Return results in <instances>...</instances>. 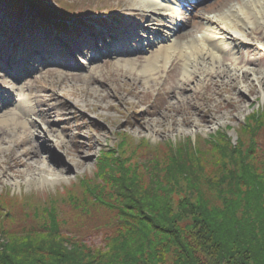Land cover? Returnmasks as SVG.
<instances>
[{"label":"rangeland","instance_id":"1","mask_svg":"<svg viewBox=\"0 0 264 264\" xmlns=\"http://www.w3.org/2000/svg\"><path fill=\"white\" fill-rule=\"evenodd\" d=\"M43 1L40 7H44L45 12L38 7L39 5L35 6L34 3L31 5L29 1L27 4L24 0H0V120L6 119L7 122L12 123L14 126L18 125L17 122L32 123L33 127L29 131L30 135H32L29 140L34 147L38 148L45 145L46 142L40 140L39 136L37 138L36 128L44 125L41 122H37L39 119L36 118L35 114L24 115L18 119L13 118V114L17 112V107L19 105H29L28 107L30 108H37L39 104H42L41 108L43 111H47L52 107L55 111L54 113H57L58 116L65 112L61 118L64 119L65 125L73 131V135L66 136L65 139L68 143L71 141V145H75L74 141L77 138H73L74 133L81 134L85 138H81L83 143H81L80 147L89 157L75 169L63 171L62 168H57L58 170L55 172H57L58 180L52 182L30 181L27 177L29 174L27 172L23 176H12L11 173H9L11 176L0 174V227L5 224L19 223V221L22 226L41 224V218L46 214V207L49 204V206L57 208L56 210L60 216L62 211L67 213L64 217L66 220L65 224H68V226L63 225L60 228L62 235H76L80 240H84L87 246L92 248L101 247L104 250L103 232L106 229L105 226H108L111 222L109 220L111 215L108 211L101 209L102 207L82 201L81 193L78 189L82 182L93 184V186L98 185L108 175L114 177V179H118L121 176L128 179L130 175L132 176L131 173H128L130 170L126 173L120 171L123 169L122 167L127 165L128 161L131 164L136 162L143 170L140 171L139 168L138 172L141 173L148 166L156 165L157 163L160 167L161 159L163 160L162 163L166 164L161 171L162 179H169L170 182L168 186L163 188L166 190L172 189L173 193L171 196L174 199L187 189L185 187L187 181L185 180L180 179L178 180V185L175 184L174 179L177 178H174L173 174L176 173V168H180L181 175L178 178L191 174V170L198 168L197 170L201 174L197 178L199 185L195 190H199L206 196L210 204L221 207V200L217 198L218 193L228 187L226 183L219 184L216 182L218 176L215 174V169L221 171L219 172L220 174H224L227 171L226 168L232 167L231 169L237 171V165L242 161L249 165L251 163L264 162V150L258 147L256 149L254 144L252 147L253 153L247 156L243 152L248 150L250 146L245 148L240 146L242 143L249 145L251 142L252 133L250 129L253 130L254 128H248L247 123L251 125L252 122H259V124L263 122L261 125H264V91L262 92L259 87H254V90L250 89L249 94L245 91L246 89L242 92L245 100L238 109L219 106L215 95L212 96V99L204 96L200 102L202 106H207L208 113L212 115V120L199 126L184 123L180 121L181 118L176 112L169 110L164 113L166 106L170 105L174 108L173 105L177 102L179 95L187 96V101L189 102L196 100L197 95L189 91V88L182 93H178L179 95L177 96L171 95L169 92L177 86L181 65L184 62L182 59L174 58L170 65L171 71H168V73L163 71L161 73L159 83L155 86L157 88L160 84L159 90L150 88V90L152 89L150 91L148 87H143L141 80L138 81L136 79L134 81L130 78L129 72L125 73L126 67L129 66L128 61H136L137 65L134 68L137 71L146 57L155 54L159 47L167 45V42L160 43L154 40L155 38L153 37L151 40L157 43L155 46H148L147 42L138 39L142 47L145 44L146 47L141 50L139 49L140 46L137 47L138 44L134 45V48L138 49V51H134L130 55L126 54L125 49L119 47L121 46L120 38L122 34L124 32L129 33L127 28L133 26L134 32L140 33L139 27H146L145 12L140 11L136 7L127 6L125 0ZM117 1H119L118 4L116 3ZM221 1L225 0H216L213 5L215 3V5H221ZM131 10L135 11L136 14L133 13L131 15ZM208 12L207 7L203 6L195 15H191L189 26L186 28L196 29L195 26L201 23L199 22L201 20L199 15L201 13L207 14ZM33 15L42 21L40 25L49 26L53 21L57 23L56 26L59 25L65 31L61 35L63 39L57 37V33L52 35L46 28L38 26L36 18H34L36 21L32 22ZM104 29L109 31L111 37L117 39L110 38L108 34L100 35ZM104 33L102 32V34ZM161 33L163 34V32ZM215 33H219V31ZM215 33L213 36H215ZM177 37L179 39L183 38L184 33L179 34ZM22 42H26L24 43L26 45L25 48L21 44ZM30 44L35 47L33 49L34 53L38 51L36 54L40 53L41 50L45 51L40 56L42 60H36L35 64L31 63V67L25 61H22L23 64H17L15 55L19 56L20 53L27 55L29 59L30 57L36 58V54L32 55V52L28 51V48L32 49V47H29ZM109 44L118 46V48L112 50L113 52L118 49L123 50V52L118 50L112 53L113 55L103 57L102 55L104 54L100 53V50H103V46L107 47ZM18 45L21 49L17 48ZM12 46L15 50L13 53H9V49ZM128 46H131V42L128 43ZM48 47H54V49L48 51ZM249 49L254 52V54L251 52L247 53L249 58L258 59L264 53V50L261 49ZM52 53L61 54L62 56L59 55L58 58L51 55ZM99 57L101 58L98 59ZM96 59L98 60L94 63L87 64ZM18 60H22V57H19ZM225 64H228V62L225 61ZM257 68L264 70V63ZM97 76H102L103 80L108 83L107 88L99 87L89 79ZM219 79L223 78L220 77ZM195 83H197V79L190 86ZM206 83L209 85V82L202 81V87ZM130 84L131 88L136 86L146 91L149 90L148 96L140 97L138 100L132 95L125 94L128 104L126 106L120 105L118 109L109 108L104 101L100 100L92 105L94 107L97 104L98 108L94 109L91 114L74 104L75 101H79L88 92L91 95L105 93L110 98L116 88L121 90L122 93L123 91L128 92ZM262 87L264 89V85ZM234 94H237L236 90L227 92L228 97L234 96ZM146 97L147 100H144ZM142 100L144 102L140 103ZM65 103H70V105L66 106ZM150 104L156 105L155 108L152 107L150 109H158L157 112L165 115L163 119L160 118L159 121L158 116L155 114L144 115L140 112L145 107L148 108ZM159 106L160 108H158ZM92 107L91 109H93ZM188 116L189 119L192 118L194 122L199 123L197 115ZM171 118L175 121L173 125L171 124ZM142 120L143 123H141ZM2 125L3 123L1 122L0 127ZM54 129L56 132L51 135L52 140L55 139L57 132H60L59 128ZM262 129L264 130V127ZM9 131V126H5V128L1 129L0 135L4 136L5 132L8 133ZM262 133L263 131H260V135L256 136L260 142L264 140ZM4 137L8 139L15 138L13 131H10L8 136ZM95 137L99 138L98 142L93 140ZM256 142L258 141L256 140ZM7 143L10 144L9 141ZM7 143H0V147L7 146ZM54 150V148L48 150L45 148L43 150L41 148L38 149L39 152L35 160L39 164L44 163L42 159L46 160L47 157H54ZM100 161H102L101 165H99ZM141 163L145 164L140 165ZM18 168L23 172L25 171L21 166ZM258 171H260V168H258ZM143 174H145V181H151V179L155 178L152 177V174L148 175L149 177H147L148 173L144 172ZM138 176L141 177L142 174ZM206 179L208 183L204 182ZM212 180L214 182H211ZM140 186L141 190L145 189L143 182ZM193 190L189 188L188 191ZM104 196L108 195L105 193ZM73 199L79 201H77L79 205L78 211L71 209V200ZM83 203L90 205L88 209L97 212L98 221H103L104 224L101 223L102 227L99 231H91L89 233L88 231L84 233L80 231V234L77 232L70 233V231H78V228L72 229L74 223L86 221V219L79 216V213L86 215ZM172 207L177 208L174 204ZM9 209L15 210L12 214L14 219H12L11 215L6 214ZM98 209L100 210L98 211ZM89 210L87 211L91 217L90 213L92 212ZM9 219L13 221H9ZM113 219L116 221L115 218ZM89 221L91 222L88 225H93L97 222V219L94 218ZM40 240L42 241H40L41 244L39 243V245L43 247L55 248L53 246H57L61 250L62 248L65 251L71 250L69 243L52 237L51 234L42 236ZM154 250H156L154 255L158 259H154V255L148 258H151L149 259L150 261L159 260V262H155L156 264L168 263L169 259L167 257L173 256L171 250L166 251V253L162 251L161 256L160 249ZM148 254L153 253L149 251ZM165 255L167 257H164ZM141 259V254H137L134 264H140L139 261Z\"/></svg>","mask_w":264,"mask_h":264},{"label":"trees","instance_id":"2","mask_svg":"<svg viewBox=\"0 0 264 264\" xmlns=\"http://www.w3.org/2000/svg\"><path fill=\"white\" fill-rule=\"evenodd\" d=\"M262 123L246 124L248 128H254L250 129L249 145H240L243 148L250 146L243 152L247 156L253 153L254 144L256 149L264 150V140L260 142L256 138L260 131H263L264 137ZM162 162L160 159V167L157 163L144 171L148 173L147 177L151 174L155 177L151 181H145V174L138 172L140 167L136 162L131 164L128 161L120 171L126 173L130 170V178L121 176L114 179L105 175L104 181L98 185L82 182L78 187L82 201L102 207L111 215L109 227L105 226L103 232L104 250L87 246L76 235H62L60 228L68 226L64 217L67 213L62 211L60 216L57 208L48 204L41 224L22 226L19 221L0 227V264H134L137 254L142 257L140 264H156L159 260L150 261L151 258H148L154 255V249H160V256L162 251L173 252L170 258L164 256L169 259L165 264H264V162L249 165L242 161L236 164L237 171L232 167L226 168L224 174L215 169L218 176L216 182L226 183L228 187L218 193L221 207L210 204L206 196L195 190L201 174L198 168L191 170L193 174L178 178L180 168L175 167V184L178 185L180 179L185 180L187 189L174 199L171 196L173 190L163 188L170 182L169 179H162L161 171L166 165ZM140 171L143 170L140 168ZM141 174V177L138 176ZM141 181L144 190L140 189ZM204 182L208 183V180ZM189 188L194 190L188 191ZM105 193L108 196H104ZM77 201L71 200V209L78 211ZM173 204L177 208L172 207ZM88 206L83 203L86 215H89ZM89 211L92 212L91 217L79 213L86 221L74 223L72 229L78 228V231L70 233L100 230L104 222L98 221L97 212ZM14 212L9 209L6 214L14 219ZM94 218L97 219L96 224L88 225L89 220ZM49 234L69 243L71 250L40 246L42 236ZM149 251L153 254H148ZM154 259H158L156 255Z\"/></svg>","mask_w":264,"mask_h":264},{"label":"bare ground","instance_id":"3","mask_svg":"<svg viewBox=\"0 0 264 264\" xmlns=\"http://www.w3.org/2000/svg\"><path fill=\"white\" fill-rule=\"evenodd\" d=\"M125 2L127 6L136 7L145 12L146 28L141 27V29L146 34L154 35L158 30L156 28L160 24L163 25L162 21L167 20L168 23L175 26L177 20L181 18L178 8L165 2L162 3L160 0H125ZM221 2V5H209L207 9L210 15L208 13L199 15L201 19L199 22L201 23L195 26L197 31L188 28L181 33H184L182 40L177 36H171L167 45L159 47L155 54L146 57L137 71L134 68L137 65L136 61H128L129 66L125 70V73H130L129 76L134 81L136 79L141 80L143 87H148L149 90L150 88L159 90L160 84L157 88L155 86L159 83L161 73L171 71L170 65L174 58L182 59L184 62L181 65L177 86L169 92L171 95L177 96L178 93L189 88V91L197 95L196 100L189 102L187 96L179 95L177 102L173 105L174 108L168 105L164 113L169 110L174 111L181 118L180 121L195 126L212 120V115L208 113L207 106H202L200 102L204 96L212 99V96L215 95L219 106L238 109L244 103V93L242 92L245 89L247 94H249L250 89L254 90V87H259L262 92L264 91L262 87L264 85V70L257 68L264 63V53L258 59L249 58L247 55L248 52L254 54L249 48L264 50V0H225ZM133 13L134 11L131 10L130 14L133 15ZM164 26L170 27L169 24ZM216 31L219 33H215ZM214 33L215 36H213ZM225 61L228 64H225ZM220 77L223 79H219ZM89 79L99 87H108V83L103 80L102 76L90 77ZM195 79H197V83L190 86ZM202 81L209 82V85L206 83L202 87ZM131 84L128 92L123 91L124 94L118 88L114 90L111 98L105 93L91 95L88 92L74 104L91 114L94 109L98 108L97 104L94 107L92 105L100 100L104 101L107 107L118 109L120 105L126 106L128 104L125 94L132 95L138 100L140 97L148 96L149 90L146 91L136 86L131 88ZM232 90H236L237 94L228 97L227 92ZM144 100H147V97ZM143 102L142 100L140 103ZM41 105L39 104L37 108L19 105L17 112L13 114V118L18 119L24 115L35 114L36 118L39 119L37 122L44 125L42 127L37 126V138L39 136L40 140L46 142L43 145L45 149H55L54 157L42 159L44 162L42 164L37 163L35 158L40 151L38 149L43 150L44 148L43 146L36 148L30 143L29 137L32 134L30 135L29 131L33 127L32 123L17 122V127L7 122L6 119H2L0 120L3 123L0 127V133L2 128L9 126V130L13 131L15 138L4 137L8 136L10 131L5 132L4 136L0 135V143L10 142V144L7 143V146L0 147V174L23 176L27 172L30 181L52 182L58 180L57 172H55L58 170L57 168H62L63 171L72 170L88 159L89 155L84 153L80 147L83 143L81 138L85 137L79 133H74L73 138H77L74 141L75 145H71V141L68 143L65 139L66 136L73 135V131L65 125L64 119L61 118L65 112L58 116L52 107L43 111ZM65 105L68 106L70 103H65ZM152 107L155 108L156 105L150 104L148 108L145 107L140 112L144 115L152 113L158 116V120L163 119L165 115L157 112L158 109H150ZM188 115H197L199 123L194 122L192 118L189 119ZM173 122L175 121L171 118L172 125ZM54 128H59L60 132H57L55 139L52 140L51 135L56 132ZM93 140L98 142L99 138L95 137ZM20 166L25 169L24 172L18 168Z\"/></svg>","mask_w":264,"mask_h":264}]
</instances>
